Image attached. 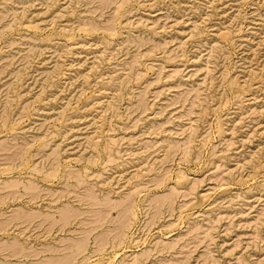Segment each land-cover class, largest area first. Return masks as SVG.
<instances>
[{
  "label": "rangeland",
  "instance_id": "rangeland-1",
  "mask_svg": "<svg viewBox=\"0 0 264 264\" xmlns=\"http://www.w3.org/2000/svg\"><path fill=\"white\" fill-rule=\"evenodd\" d=\"M0 264H264V0H0Z\"/></svg>",
  "mask_w": 264,
  "mask_h": 264
},
{
  "label": "bare ground",
  "instance_id": "bare-ground-1",
  "mask_svg": "<svg viewBox=\"0 0 264 264\" xmlns=\"http://www.w3.org/2000/svg\"><path fill=\"white\" fill-rule=\"evenodd\" d=\"M63 259V258H62Z\"/></svg>",
  "mask_w": 264,
  "mask_h": 264
}]
</instances>
